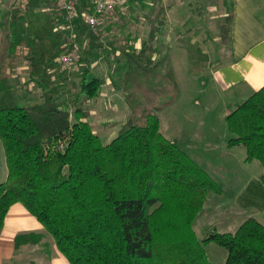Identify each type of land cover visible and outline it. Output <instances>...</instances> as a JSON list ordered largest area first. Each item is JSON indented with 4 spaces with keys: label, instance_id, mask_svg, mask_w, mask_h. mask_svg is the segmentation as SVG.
Returning <instances> with one entry per match:
<instances>
[{
    "label": "trees",
    "instance_id": "trees-1",
    "mask_svg": "<svg viewBox=\"0 0 264 264\" xmlns=\"http://www.w3.org/2000/svg\"><path fill=\"white\" fill-rule=\"evenodd\" d=\"M40 1L43 4L27 0L24 13H1L0 138L8 177L0 184V236L11 207L20 203L70 264H211L205 248L210 243L227 251L225 264H264V225L255 218L232 233L215 232L201 241L196 236L193 225L207 196L222 191L215 178L160 132L157 113L179 94L173 79L166 102L156 106L154 99L162 92L143 87L130 71V82L151 96H145L149 104L126 95L132 119L104 144L84 121L77 104L82 100L52 83L50 74L59 67L57 55L67 46L64 34L55 32L52 16L41 12ZM147 1L141 6L147 8ZM79 3L80 11L87 8V0ZM106 28L94 31L78 24L76 35H86L77 41L81 46L86 40L89 46L84 52L88 58L81 61L80 86L87 100L97 97L105 83L103 77L89 74L93 53L103 48L99 32ZM185 44L195 56L198 48ZM18 47L26 49L30 76L43 92L42 101L34 105H24L3 68L7 54ZM130 50L115 54L137 65L138 57ZM148 52L145 43L139 51L134 48L144 64L150 61L144 58ZM167 58L154 63V69ZM197 60L192 57V64ZM131 68L127 63L122 67ZM227 123L232 134L228 146L245 147L246 162L258 161L264 168V87L233 109ZM40 238L23 235L16 242L34 244Z\"/></svg>",
    "mask_w": 264,
    "mask_h": 264
},
{
    "label": "rangeland",
    "instance_id": "rangeland-1",
    "mask_svg": "<svg viewBox=\"0 0 264 264\" xmlns=\"http://www.w3.org/2000/svg\"><path fill=\"white\" fill-rule=\"evenodd\" d=\"M139 1L141 4L136 2L132 3L130 1L118 7L116 5L112 11L106 13L105 22L102 23V26L109 28H106L105 31L101 30L102 32H99V43L100 45H103V48L100 51L94 52L95 54L93 53L95 56H92L91 65L93 66L92 61L95 60V57L96 59H99L98 61H100V66L98 68L101 71L110 73L108 78L110 77L111 79V87H114L118 92H120L119 94H123L124 97L128 94H130V96L134 95V97L141 99L142 103L148 105L149 103L145 96H148L149 98L151 96L146 91H143L130 82L131 80L129 78L131 77L128 73L130 71H135V73L133 72L134 80L141 82L143 87L147 85V87H153L162 92L156 99H154L156 106H160L163 102H166V91L170 87V84L167 82V77H172V75L169 74L170 71L168 72V68H164V73L161 70V67L160 69H154V63L161 61L164 57H166V55L167 57L168 54L170 55L169 49L171 46V37L173 36L176 38L178 35L174 36V33L170 32L169 29L171 30L172 26L177 27V24L180 23L184 17H187L189 14H193L194 18L190 17V29L185 27L187 32L192 35H188L186 31L180 32L179 36L182 33H185L183 38H181V41H184L185 43L190 42L197 48L199 46L200 48H198L197 53H200V51L203 53L205 51L207 54L204 53V57L208 55L210 57L213 49L217 51V48H220L223 45H226L228 49L231 1L148 0L146 4H144L147 8L141 6L143 5V0ZM26 3L27 0H0V11L12 10L24 13L23 9ZM40 4L41 12L51 15L57 27L58 8L50 3L42 4L40 1ZM36 12L39 13L40 10H36ZM2 20V14H0V23ZM65 31L66 32L60 33L64 34L65 40L63 39V44L67 46V48L64 52L57 56L60 58L73 57L74 60L72 63L67 65L61 64L60 62L58 63L59 67L57 70L53 73L50 72V75H53L54 80L52 83L55 82L56 88L61 89V91H66L68 93L67 95L71 98H73L72 96H75V99L82 100L80 101L81 103L79 102L77 104L78 107L80 105L83 113L85 114L84 121L91 124L93 131L100 137L104 144L110 143L119 135L124 124L127 123L130 118L132 119V111L126 101L125 103H122L123 98L113 99L110 95L102 96L104 93H102L103 86L106 83L102 85L97 97L90 100L85 99L84 95L80 92L81 77L83 76L81 72V69L83 68L81 66V61L88 58H86L84 52L88 51L89 46L86 40L81 46L79 45V41H84V36L86 34L81 33V37H78V34L76 35L74 32L78 33L80 32L79 30H75L74 32L72 30ZM140 39L142 41L141 47L145 43L147 44V49L149 50V52L144 55V58L149 59L150 61L145 64L142 63V59L140 60L139 56L134 53V43ZM127 48H131V54L138 57V60H136L137 65L130 64L132 62L126 60L119 54H115L116 52L122 54ZM208 51H211V53L208 54ZM108 53H111V55L108 56ZM200 62L201 67L204 63V65H206L205 60H201ZM5 63H8V61ZM126 63L129 67H132V70L122 69ZM3 68H7L8 70L14 69V71H11V74L8 75L11 77H8L11 79L9 80V84L16 90L14 92L19 99L22 100L24 105H34L42 101L43 92L38 88L36 82H34L30 76V65H20L18 67L14 66V68H9L8 65H4ZM144 70L146 71L144 72ZM13 73L15 74L14 79L12 76ZM2 74L3 73L1 72L0 75ZM6 74H8V72ZM99 75H101V73H99ZM62 77L65 80L60 81V78ZM89 77L91 78L92 76ZM181 83L184 84L182 80ZM189 100H193V103L189 108L195 109L203 108L204 105L212 99H206L203 95H195L194 99L189 97H179L174 106L171 105V108L168 107V109L165 110V114H161L162 128L165 135H171L173 132L178 130L171 125L172 115L177 116L178 118L183 116V103ZM211 105L215 106L218 110L223 108L222 104L219 103H212ZM192 122L193 123L190 124V129L194 132L195 138H199L209 126L212 127V131L215 133V138L211 141V145L209 146H190L189 148L192 149L194 154L190 151L188 152L197 163L201 164V167H203L213 178L216 179L218 184L223 185L226 190V202L224 205H228V211L231 214L233 213L238 216L237 219H240L239 214H248L245 212H251L253 208H251L252 205L245 208L246 205L242 206L239 200L237 205L236 200L233 201V198L238 193L235 191H238L244 182L249 181L250 179L251 181L254 179L252 184V186H254L256 175H260L259 180L261 182V171H263L264 168L258 161L246 162L247 152L243 146H238V150L234 152V150L230 149L233 147H229L227 142L225 149H223V144L225 143V137L223 136L224 130L227 129L228 135L232 137L228 128L227 120L222 121L218 117H211L207 121L204 120L203 115H192ZM198 123L201 124L199 125ZM178 141L180 142L179 139ZM1 154L3 155L2 150H0V155ZM208 163H211L212 166L207 165ZM231 218H234V215H232ZM220 221L222 229L229 226L226 224V217L221 218ZM10 225L11 227H15V221H11ZM196 230L198 239L201 240L203 238L202 231L204 230V227H201V225L198 224ZM215 232H218V230L211 229L207 231L205 235L207 236ZM50 237L52 238L51 235ZM208 245H206L205 248H207L211 264H225L227 251L215 243H213L212 246ZM29 251H34L38 256L40 255V257L41 255L46 254L44 249L37 247H32ZM19 257H22L21 259L24 258L23 261L25 262L30 260L27 253L26 255L21 253ZM31 261L36 262L35 258ZM40 261L41 259H39L37 263H40ZM42 264H44V262Z\"/></svg>",
    "mask_w": 264,
    "mask_h": 264
},
{
    "label": "crops",
    "instance_id": "crops-1",
    "mask_svg": "<svg viewBox=\"0 0 264 264\" xmlns=\"http://www.w3.org/2000/svg\"><path fill=\"white\" fill-rule=\"evenodd\" d=\"M230 1L231 20L228 31V49L226 45H223L217 48V51H215V49L212 50V53L208 51V54L211 53L210 57L209 55L204 57L205 51L203 53L200 51L201 54L195 53V56L190 55L187 45L184 41H181L185 33H182L180 36L179 34L183 31L187 32V29H190L191 18H194L193 14L184 17L182 21L177 24V27L172 26L171 30L169 29L170 32L174 33V36H178L176 38L173 36L171 37L170 55L168 54L167 61L161 66V70L164 73V68H168V72L170 71L169 74L172 75L173 81L176 84L175 87L178 89V98L172 106L177 103L179 97L194 99L195 95H203L206 99H212L207 102L203 108L195 109L189 108L193 100L185 101L183 103V116L178 118L171 114V125L175 129H178L171 135H165L163 133L161 114H163L168 107L171 108L172 106L170 105L171 107L168 106L158 112L160 132L167 140L174 143L190 157L192 155H190L188 151L194 154L192 149L189 148L190 146H209L211 145V141L215 138V133L212 131L213 129L211 126L206 128V131L199 138H195L194 132L190 129V124L193 123L192 115H203L204 120L207 121L211 117H218L222 121L227 120L228 115L233 109L264 87V0ZM2 12L3 11H0V14ZM185 27H187V29ZM187 34L192 35L188 32ZM1 37L0 29V39ZM134 44V48L139 51L142 44L141 39ZM198 48L200 47L198 46ZM25 53L26 49L24 47H18L15 52H9L7 54L3 65H8L13 68L14 66L29 65L24 58ZM192 57L199 59L196 61L195 65L192 64ZM202 57L206 60V65H204V63L201 67L200 61L203 59L200 58ZM94 59L95 60L92 61L93 66L90 65L91 73L89 75L92 77L101 76L105 79L104 81L106 84L104 83L105 85L102 91V93H104L102 96L110 95L113 99L123 98L122 103H125L124 99L126 96L124 97L123 94L120 95V92L114 87H111V79L110 77L108 78L110 73L101 71L98 68L100 66L99 59H96V57ZM6 61H8V63H5ZM11 71H14V69L8 70L7 75H10ZM99 73H101V75H99ZM12 76L14 79L15 74L13 73ZM172 77H167L170 89H172ZM10 78L9 80H11ZM181 80L184 84L181 83ZM212 103L222 104L223 108L218 110L215 106L211 105ZM198 124L200 125L201 123ZM226 130L227 129L224 130L223 134L225 137L223 149H225V145L231 138L228 135V130ZM230 149L236 152L238 146ZM0 150L3 151V155H0L1 184L5 182L8 177V166L1 138ZM191 158L195 161L193 157ZM235 160L238 161L237 159ZM198 164L201 166L200 163ZM207 165L212 166L211 163ZM263 175L264 170L261 171V176ZM259 176L260 175H256L254 186H252L254 179L253 181L250 179L244 182L239 189L237 188L238 191H235L238 193L233 198V201L236 200L237 205L239 200L242 206L246 205L245 208L251 205V208H253L251 212H245L248 214H239L240 219H237L238 216L228 211V205H224L226 202V190L222 184H218L222 192L220 194L210 193L207 196L205 205L194 222V231L197 238L198 234L196 227L198 224L204 227L202 231L203 238L207 231L211 229H217L218 233L235 232L239 226L249 218H255L264 225V184L262 181L260 182ZM232 215H234V218H231ZM224 217L227 218L226 224L229 226L222 229L220 219ZM13 220L15 221V227H11L10 225ZM32 234L41 236L36 244L23 242L18 244L16 242V238ZM203 238L201 240H203ZM212 245L213 243L208 246ZM32 247L44 249L46 254L40 257V255L38 256L34 251H29ZM21 253L23 255L27 253L30 260L27 262L23 261L24 258L21 259L22 257H19ZM207 255L211 263L208 252ZM34 258L36 262L31 261ZM39 259H41V261L37 263ZM43 262L44 264H70L67 258L58 250L55 240L50 237L42 224H40L22 204L18 203L13 205L5 219L4 229L0 236V264H42Z\"/></svg>",
    "mask_w": 264,
    "mask_h": 264
},
{
    "label": "built area",
    "instance_id": "built-area-1",
    "mask_svg": "<svg viewBox=\"0 0 264 264\" xmlns=\"http://www.w3.org/2000/svg\"><path fill=\"white\" fill-rule=\"evenodd\" d=\"M130 0H87V8L79 10L80 0H42L43 4H52L58 8L57 32H66L65 30H78V24L85 25L91 30L99 31L105 22V15L112 11L117 5L121 6ZM102 21V22H101ZM74 34H77L74 32ZM73 57H59L61 64H70Z\"/></svg>",
    "mask_w": 264,
    "mask_h": 264
}]
</instances>
